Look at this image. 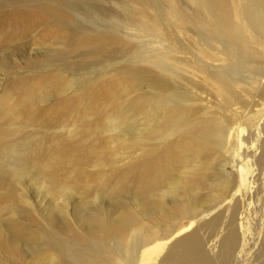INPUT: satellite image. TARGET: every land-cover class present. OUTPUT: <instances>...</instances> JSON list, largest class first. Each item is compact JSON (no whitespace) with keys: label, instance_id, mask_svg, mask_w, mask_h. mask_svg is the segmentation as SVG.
<instances>
[{"label":"rangeland","instance_id":"1","mask_svg":"<svg viewBox=\"0 0 264 264\" xmlns=\"http://www.w3.org/2000/svg\"><path fill=\"white\" fill-rule=\"evenodd\" d=\"M242 6L252 31L264 36V7L258 0H242ZM211 14L203 0H0V147L5 135H11V143L32 148L35 160L25 175H14L9 166L3 171L0 232L12 228L21 240L13 250L5 249L7 237L0 233V264L55 260L46 250L48 223L64 195H71L69 209H84L96 196L94 191L85 195L86 189H97L94 175L112 170L105 166L117 161L113 169L127 175L142 158L180 150L175 144L191 132L184 117L170 125L175 131L142 133L141 146L119 150L118 143H108L105 131L122 118L121 110L127 114L120 120L127 119L132 105L138 107L144 99L161 111L187 112L182 106L202 105L188 98L204 92L225 110L229 69L246 82L250 79L242 68L264 76L263 54L248 34L234 30L233 43L217 33ZM157 81L170 87L172 97L155 90ZM73 154L90 163L82 168L83 175L72 164ZM253 178L239 201L244 227L256 244H249L250 261L260 249L264 229V178ZM218 181L217 189L223 187V175ZM155 199L159 206L165 200ZM221 204L220 198L216 206ZM157 242H166L164 253L167 238L145 247ZM82 244L70 242L66 249L80 258L99 255L104 264H138L145 248L139 242L136 253L123 250L124 257H119Z\"/></svg>","mask_w":264,"mask_h":264},{"label":"bare ground","instance_id":"2","mask_svg":"<svg viewBox=\"0 0 264 264\" xmlns=\"http://www.w3.org/2000/svg\"><path fill=\"white\" fill-rule=\"evenodd\" d=\"M258 1L264 7V0ZM203 2L213 14L217 33L236 43L233 32L242 28L262 52L264 63V36L252 31L242 0ZM235 45L240 49V42ZM214 62L217 61L211 60L210 64ZM229 72L232 75L227 79L230 100L223 102L225 110L214 106L205 92L188 98L189 102L196 103L197 99L202 105L182 106L187 112L161 111L144 99L138 101V107L132 103L134 110L127 119L120 120L127 114L121 110L122 118L114 119L115 123L105 131L108 143H118L119 150L131 144L141 146L143 142L139 146L137 143L142 133L156 131L165 135L175 131L173 125L184 117V125L190 126L191 132L175 144L180 150L167 151L166 155L153 159L142 158L139 166L135 165L127 175H119L113 169L119 164L117 161L105 166L112 170L94 175L98 176L97 189H86L85 195L94 191L96 196L84 209H69L71 195H64L58 204L59 210L52 212L48 223L51 236L46 250L55 260L44 264L105 263L99 255L78 257L66 249L70 242H88L82 248L124 257L123 250L136 253L139 242L145 247L162 238H167L169 244L166 251L163 253L166 242L147 246L141 251L138 264H264V229L260 238L262 244L258 242L260 249L250 261L249 244H256L248 236L242 221L245 210L239 206L252 183L248 180L255 176L264 178V76L242 68V75L247 74L250 79L246 82L230 69ZM154 85L156 91L173 95L162 81ZM154 85L151 88L154 89ZM235 105L239 108L231 110ZM255 136V142H250ZM11 140V135H5L0 147V182L6 166L16 173L14 175H25L31 161L35 163L28 144H13ZM71 161L80 175H83L82 168L90 167L88 159L75 154ZM221 175L225 181L223 187L217 189ZM194 184L196 186L192 187ZM161 187L166 192L160 189L156 193ZM155 197L165 199L164 204L159 206ZM220 198L222 204L216 206ZM174 219L180 220L175 224ZM165 228L168 232L160 234ZM0 233L7 237L5 249L13 250L21 240L12 228L5 226ZM39 246L44 247V244Z\"/></svg>","mask_w":264,"mask_h":264}]
</instances>
